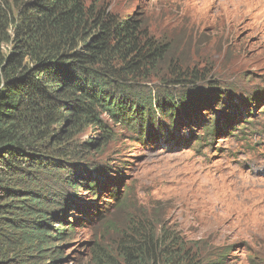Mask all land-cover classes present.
<instances>
[{"label": "trees", "instance_id": "obj_1", "mask_svg": "<svg viewBox=\"0 0 264 264\" xmlns=\"http://www.w3.org/2000/svg\"><path fill=\"white\" fill-rule=\"evenodd\" d=\"M141 31L137 17L120 20L102 0L0 1V264L63 263L60 246L74 230L103 218L98 181L107 167L88 157L116 140L114 128L147 145L162 123L178 129L190 108L221 98L169 93L197 81L181 73L165 90L147 88L168 49ZM220 119V130L205 122L204 136L229 127ZM89 128L92 142L82 140ZM72 213L85 218L71 222ZM134 228L113 250L94 244L92 263L230 264V249L208 252L164 232L131 235Z\"/></svg>", "mask_w": 264, "mask_h": 264}, {"label": "rangeland", "instance_id": "obj_2", "mask_svg": "<svg viewBox=\"0 0 264 264\" xmlns=\"http://www.w3.org/2000/svg\"><path fill=\"white\" fill-rule=\"evenodd\" d=\"M102 2L120 20L137 17L142 35L167 47L147 88L165 90L181 73L197 81L169 93L197 99L214 90L221 98L190 108L178 129L162 123L147 145L133 132L112 130L116 140L88 157L107 167L98 181L103 218L74 230L60 246L59 264H93L94 244L113 250L133 224L131 235L164 232L208 252L230 249V264H264V0ZM220 115L229 127L204 136L205 122L222 129ZM94 132L89 128L82 140L92 142ZM78 194L92 202L87 191ZM73 216L85 218L72 213L71 222Z\"/></svg>", "mask_w": 264, "mask_h": 264}, {"label": "bare ground", "instance_id": "obj_3", "mask_svg": "<svg viewBox=\"0 0 264 264\" xmlns=\"http://www.w3.org/2000/svg\"><path fill=\"white\" fill-rule=\"evenodd\" d=\"M204 124H205V123H204ZM204 124H203V125H204Z\"/></svg>", "mask_w": 264, "mask_h": 264}]
</instances>
